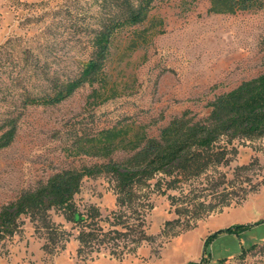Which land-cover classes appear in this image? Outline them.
I'll list each match as a JSON object with an SVG mask.
<instances>
[{"label":"rangeland","instance_id":"1","mask_svg":"<svg viewBox=\"0 0 264 264\" xmlns=\"http://www.w3.org/2000/svg\"><path fill=\"white\" fill-rule=\"evenodd\" d=\"M116 3L0 0V124L15 118L17 125L14 140L0 149V209L58 170L106 160L69 154L76 136L115 124L156 135L183 110L203 116L215 95L264 72V8L211 13L208 0H154L150 14L162 20V32L128 52L133 29L116 39L107 64L115 97L90 107L86 84L57 104H26L54 78L78 72L103 6ZM220 143L221 163L175 188L157 174L125 205L112 175L84 177L74 195L78 211L96 208L104 229L121 221L127 233L79 252V225L50 209L48 227L22 216L12 235L0 237V264H186L203 255L206 264H264V135ZM232 225L246 228L218 232L204 246Z\"/></svg>","mask_w":264,"mask_h":264},{"label":"trees","instance_id":"2","mask_svg":"<svg viewBox=\"0 0 264 264\" xmlns=\"http://www.w3.org/2000/svg\"><path fill=\"white\" fill-rule=\"evenodd\" d=\"M116 1L113 9L103 6V16L90 39V54L80 63L78 72L72 77L54 78L51 86L42 93L28 95L26 104H57L86 84L92 86L86 100L90 107L117 95L118 85L111 81L107 64L118 35L126 29H133L125 50L145 48L153 35L162 32V20L155 21L150 14L154 0ZM208 1V12L211 13L233 14L264 8V0ZM147 21L146 26L144 23ZM138 26L142 27L138 29ZM206 105L209 110L205 115L197 117L190 109H185L168 120L156 135L148 134L141 125L115 124L76 136L69 154H85L106 160L58 170L34 189L22 192L2 206L0 237L12 235L18 229L22 216L41 220L48 227L46 222L50 209L60 211L67 220L79 225L76 235L79 252L125 235L128 226L121 221H118L120 227L115 222L104 229L98 223L96 208L91 207L85 213L78 211L74 195L79 191L82 179L102 173L112 175L117 186V202L125 205L157 174L168 177L166 188H175L211 164L221 163L226 152L225 144L220 143L222 138L230 142L235 138L251 139L264 135V72L241 80L233 88L215 95ZM16 128L15 118L0 124V149L11 144ZM117 152L123 155L114 158ZM260 221L264 222V219ZM243 228L246 226L232 225L218 230L205 239L204 246L218 232H236ZM48 232L51 236L54 234L52 230ZM207 260L208 257L203 255L199 261L186 264H206Z\"/></svg>","mask_w":264,"mask_h":264}]
</instances>
